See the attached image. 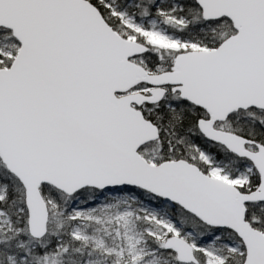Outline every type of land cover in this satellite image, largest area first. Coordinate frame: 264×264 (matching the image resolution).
I'll return each instance as SVG.
<instances>
[{
    "label": "snow or ice",
    "instance_id": "obj_1",
    "mask_svg": "<svg viewBox=\"0 0 264 264\" xmlns=\"http://www.w3.org/2000/svg\"><path fill=\"white\" fill-rule=\"evenodd\" d=\"M0 264H264V0H0Z\"/></svg>",
    "mask_w": 264,
    "mask_h": 264
}]
</instances>
